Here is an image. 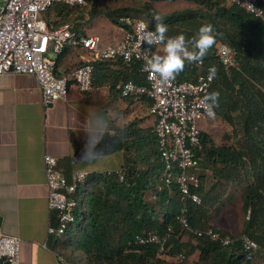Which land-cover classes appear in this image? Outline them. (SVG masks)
<instances>
[{"label":"trees","instance_id":"16d2710c","mask_svg":"<svg viewBox=\"0 0 264 264\" xmlns=\"http://www.w3.org/2000/svg\"><path fill=\"white\" fill-rule=\"evenodd\" d=\"M85 1L88 3L90 0ZM154 1H185L194 3L198 8L161 16L152 5ZM110 2L121 6L108 8L104 17L122 28L121 18L131 16L143 19L154 31V17L159 16L161 22L168 26V36L179 33L191 39L197 36L202 25H213L217 43L203 61L206 71L212 67L216 69L211 93H219V106L214 111L232 126L233 142L217 145L204 131L202 171L199 175L201 185L197 191L202 203L195 205L187 202V216L193 229L208 226L204 210V202L208 201L204 197V187L209 171L218 183L244 185L243 210L248 219L244 222L241 235L249 236L264 249V24L226 0ZM57 6L59 13L81 7ZM54 24L63 25L59 22ZM72 29L77 37L94 36L87 34L84 25ZM223 44L234 54L235 64L228 68L218 56L219 47ZM104 63L107 62L96 64L93 77L97 66ZM122 65L126 71L122 83L144 80L138 72V64ZM192 65L186 64L185 70L178 75L180 81L196 78L198 71L191 69ZM124 143L127 146V142ZM126 152L127 161L121 171L94 173L86 183L79 185L74 199L78 202L83 199L81 214L78 206L75 223L58 239L69 263L167 264L168 261L159 255L160 246L138 248L134 244L137 236L156 234L165 238L164 251L176 261L172 264H190L188 260L196 252L198 259L193 264H257L259 258L248 259L240 242L222 246L197 237L181 226L184 203L179 186L175 181L167 186L162 179L165 165L153 131L145 132L144 136L141 134L138 143L134 141ZM1 222L0 217V228ZM185 235L195 242L183 241Z\"/></svg>","mask_w":264,"mask_h":264},{"label":"built area","instance_id":"2783aa9c","mask_svg":"<svg viewBox=\"0 0 264 264\" xmlns=\"http://www.w3.org/2000/svg\"><path fill=\"white\" fill-rule=\"evenodd\" d=\"M226 1L264 24V0ZM85 4V0H0V77L6 73L33 77L42 92V105L49 107L58 101H69L71 85L82 95L91 92L98 63L120 61L125 65L138 64V72L144 80L123 82L119 87L120 95L124 99H145L150 115L156 119L153 132L165 165L162 179L167 186L174 181L178 184L184 203L181 226L197 237L222 246L240 242L248 259L259 258L257 264H264V249L249 236L222 234L211 227L193 229L189 223L187 202L202 203L197 191L201 185L199 175L204 150L202 123L208 119L204 98L211 93L215 80L209 81L204 61L192 65L191 69L198 71L193 81H180L177 76L170 84L160 85L156 82L157 77L150 78L149 73L143 70V52L148 46L140 44L136 47L140 43L137 21L143 19L122 17V40L116 45L102 47L98 36L77 37L69 24L56 26L42 17L56 5L79 7ZM148 29L151 30L149 26ZM72 46L87 53L86 62L67 75H59L56 68L58 57ZM160 47H153L152 52L161 54ZM218 56L226 68L235 64L234 54L227 45L219 47ZM44 164L49 189L48 207L55 218L49 227V235L62 236L76 221L79 202L74 195L79 185L86 183L91 175L75 172L69 179L59 170L57 159L50 155L44 157ZM134 244L138 248L158 245L160 257H168L164 251L165 238L159 235L137 236ZM0 264H21L18 237L0 232Z\"/></svg>","mask_w":264,"mask_h":264},{"label":"crops","instance_id":"0c3cea01","mask_svg":"<svg viewBox=\"0 0 264 264\" xmlns=\"http://www.w3.org/2000/svg\"><path fill=\"white\" fill-rule=\"evenodd\" d=\"M86 31L98 36L101 44L116 45L124 35V29L115 25L109 36L95 34L96 29ZM159 51L162 54L163 45ZM86 59L82 48L67 47L58 57L57 72L67 75ZM125 72L120 61L100 64L91 92L82 95L71 85L69 101L49 107L42 105L33 77L13 73L0 77V232L20 239L21 264H71L58 242L61 236L49 235L55 218L48 207L44 157L56 158L59 170L69 178L75 172H119L129 145L154 130L156 119L146 100L121 97ZM91 114L106 115L117 129L97 146L100 159L94 165L82 159Z\"/></svg>","mask_w":264,"mask_h":264},{"label":"rangeland","instance_id":"374dc122","mask_svg":"<svg viewBox=\"0 0 264 264\" xmlns=\"http://www.w3.org/2000/svg\"><path fill=\"white\" fill-rule=\"evenodd\" d=\"M111 0H90L85 6H81L76 10L67 9L63 13H59L56 8L53 7L42 17L53 23L59 22L61 24H69L76 29L81 25H84L85 29H96L95 34L99 36L111 35L112 24L104 17L106 11L111 7H119ZM123 5H127L122 2ZM122 5V6H123ZM152 5L158 11L161 16H167L173 13L183 12L186 10H196L197 5L185 1L166 2V1H154ZM176 33L174 36L178 35ZM115 44V43H114ZM114 44H101L102 46H109ZM205 133H207L217 145L232 144L233 128L221 118L216 115L215 119H208L202 123ZM206 184L204 187V210L208 217V226L214 227L218 230L233 233L234 235H241L244 227V222L248 219V216L243 210V190L244 185H238L236 183H223L217 182L212 178L211 171H209L206 177ZM151 198V197H150ZM81 199L79 201L78 211L81 214ZM205 228V229H206ZM185 242H195V240L185 235L183 237ZM198 259V252L195 253L188 263L193 264ZM167 264H172L174 261L172 258H166Z\"/></svg>","mask_w":264,"mask_h":264},{"label":"clouds","instance_id":"9594fccd","mask_svg":"<svg viewBox=\"0 0 264 264\" xmlns=\"http://www.w3.org/2000/svg\"><path fill=\"white\" fill-rule=\"evenodd\" d=\"M155 30H149L144 20L137 21L136 32L140 44L148 47L143 52V70L157 77L160 85L170 84L185 70L186 64H202L209 51L216 45L217 37L211 24L202 25L196 37L186 38L184 34L168 36V26L161 22V17L155 16ZM163 45L164 54L152 52L155 46ZM216 75L214 67L209 68V81ZM204 106L210 119L216 118L215 108L219 106V93L212 92L204 98ZM94 117V118H93ZM90 131L85 132V140L82 148V159L88 165H94L100 159L98 145L105 136H111L117 129L106 115L91 114L86 121ZM122 137L120 136V139Z\"/></svg>","mask_w":264,"mask_h":264}]
</instances>
